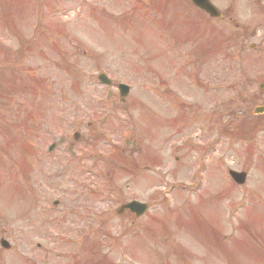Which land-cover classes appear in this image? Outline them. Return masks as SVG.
Returning <instances> with one entry per match:
<instances>
[{
  "label": "rangeland",
  "instance_id": "1",
  "mask_svg": "<svg viewBox=\"0 0 264 264\" xmlns=\"http://www.w3.org/2000/svg\"><path fill=\"white\" fill-rule=\"evenodd\" d=\"M154 1L166 4L163 21L185 9L186 0ZM145 9L136 0L1 1L0 236L12 246H0V264H264V130L253 140L233 133L264 103V16L253 27L250 14L196 15L202 26L185 41L190 22H157L166 27L156 34L160 12ZM214 36L242 48L236 62L217 52L199 60L195 49ZM101 72L114 85H102ZM119 82L132 85L125 102ZM203 151L207 172H197ZM230 169L247 172L243 185ZM130 200L151 205L143 219L114 212Z\"/></svg>",
  "mask_w": 264,
  "mask_h": 264
},
{
  "label": "water",
  "instance_id": "2",
  "mask_svg": "<svg viewBox=\"0 0 264 264\" xmlns=\"http://www.w3.org/2000/svg\"><path fill=\"white\" fill-rule=\"evenodd\" d=\"M262 88L264 89V85H262ZM264 110V107H258L255 109V113H260ZM233 177L238 181L242 182L244 180V173H232ZM132 210L137 211L138 213H141L142 211H145L147 206L145 204L139 203V202H133L128 205Z\"/></svg>",
  "mask_w": 264,
  "mask_h": 264
},
{
  "label": "flooded vegetation",
  "instance_id": "3",
  "mask_svg": "<svg viewBox=\"0 0 264 264\" xmlns=\"http://www.w3.org/2000/svg\"><path fill=\"white\" fill-rule=\"evenodd\" d=\"M235 0H228V5H227V7L225 8V10H222L221 11V13H222V15L224 16V15H226V14H228V15H233V14H236L237 12V10L235 11L233 8H232V5H231V3L232 2H234ZM251 2H252V6H251V3L248 1V0H243V5H242V9H240L239 11H241V12H244L245 11V6H250L251 8H250V11H251V9H253L254 8V6H255V1L254 0H250ZM235 6V5H234Z\"/></svg>",
  "mask_w": 264,
  "mask_h": 264
}]
</instances>
